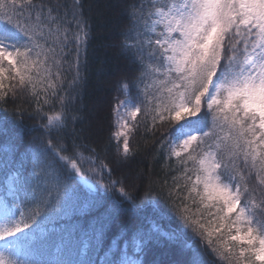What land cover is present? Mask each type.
I'll use <instances>...</instances> for the list:
<instances>
[{
    "label": "snow or ice",
    "instance_id": "obj_1",
    "mask_svg": "<svg viewBox=\"0 0 264 264\" xmlns=\"http://www.w3.org/2000/svg\"><path fill=\"white\" fill-rule=\"evenodd\" d=\"M118 6L105 137L93 6L0 0V264H264V0Z\"/></svg>",
    "mask_w": 264,
    "mask_h": 264
},
{
    "label": "trees",
    "instance_id": "obj_2",
    "mask_svg": "<svg viewBox=\"0 0 264 264\" xmlns=\"http://www.w3.org/2000/svg\"><path fill=\"white\" fill-rule=\"evenodd\" d=\"M83 2L86 6L89 4L93 6L92 35L88 45L89 78L84 93V103L89 108L96 110L93 114L94 127L107 137L110 135L109 129L111 128L109 102L116 94L115 84L119 78L118 69L124 64V61L119 57L118 50L112 46L117 38V25L127 22L126 16L122 14L123 8L118 6L122 5L124 0H83ZM130 42H132V38H130ZM148 143L150 144L151 141L149 140ZM133 144L138 145L143 152L145 137L138 136ZM114 148L115 144L109 146L110 153ZM138 160L139 167L149 166L156 173H161L162 160L157 163L151 159L150 155L143 154L138 157ZM123 227L126 226L118 221L114 232Z\"/></svg>",
    "mask_w": 264,
    "mask_h": 264
}]
</instances>
